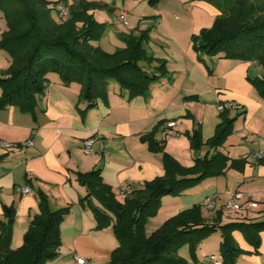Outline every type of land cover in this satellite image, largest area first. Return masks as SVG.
Listing matches in <instances>:
<instances>
[{"label":"crops","instance_id":"obj_1","mask_svg":"<svg viewBox=\"0 0 264 264\" xmlns=\"http://www.w3.org/2000/svg\"><path fill=\"white\" fill-rule=\"evenodd\" d=\"M89 1L107 4L111 9L92 11L97 22L108 25V37L103 38L106 43L100 40L95 45L112 53L124 47L117 37L119 33L138 34L149 29L145 49L164 62L166 73L144 96L131 100L126 99L117 83L110 81L106 101L98 100L90 109L79 102V85L64 86L58 75L50 73L34 114L22 113L12 106L0 108V144L25 141L33 144L13 151L0 145V222L6 221L3 207L14 209L10 248L16 250L23 245L30 220L39 214L40 190L52 209L69 210L60 226L59 258L48 264H77L74 255L86 259L87 264L108 263L118 243L111 227L96 229L91 206L99 204L94 199H85L86 189L78 183L77 173L100 169L103 182L111 187L116 200L123 202L126 196L121 195L120 189L135 190L165 174L162 154L150 152L141 141L142 136L152 131L155 140L164 144V151L183 167H191L195 159L217 151L231 160L245 159L246 163L240 172L229 169L179 197H164L157 217L148 221L147 231L159 228L194 205L200 206L202 217L209 224L216 218L220 225L264 220V164L256 163L257 156H264V100L247 80L250 66L257 64L225 59L221 54L213 57L199 54L192 47V37L209 29L218 11L196 0H159L155 7L144 0L121 3L111 0L110 4L108 0ZM72 2L67 0L68 5ZM104 12L118 14L122 27H114ZM121 15L127 26L121 22ZM4 30L0 27V34ZM10 63L6 53L0 54V72ZM140 65L148 73L157 74L156 63ZM228 102L237 105L228 108V115L240 116L223 146L217 151L207 147L192 151L187 135L194 127L193 120L200 123L202 139L207 141L221 122L217 105ZM167 122L175 126L162 127ZM90 139L94 140L92 151L84 154L83 143ZM22 187H28L30 193L21 194L18 189ZM226 191L242 192L244 201L256 203L257 208L242 215L228 213L224 208ZM206 197L216 199V208L207 209L208 213L203 205ZM232 238L245 252L235 264H264V232L260 234L256 252L240 232H233ZM220 242L219 232L204 239L195 251L197 262L188 246L182 247L178 255L186 264H211L206 261L208 256L217 254V259H221Z\"/></svg>","mask_w":264,"mask_h":264},{"label":"trees","instance_id":"obj_2","mask_svg":"<svg viewBox=\"0 0 264 264\" xmlns=\"http://www.w3.org/2000/svg\"><path fill=\"white\" fill-rule=\"evenodd\" d=\"M144 1L151 7L159 2ZM196 1L211 5L218 15L209 29L192 37L194 51L260 65L263 75L247 80L264 100V0ZM58 2L67 9L64 21L53 18L50 0H0L6 25L0 37V50L11 60L10 66L0 72V108L12 106L22 113L34 114L50 73L58 75L64 86L79 85V102L86 104L85 109L93 108L98 100L106 101L110 81L117 83L126 99L131 100L144 96L166 73L164 62L153 58L145 49L149 29L138 34L119 33L117 37L124 47L108 53L95 45L108 25L97 22L90 13L110 11L108 5L87 0H74L70 5L67 0ZM141 63H156L157 74L145 71ZM228 111L226 107L219 112L221 122L205 142L200 123L193 120L194 127L187 135L192 151L203 147L217 151L223 146L240 116L230 117ZM154 133L142 136L141 141L150 152L162 154L165 174L132 190L123 202L117 201L111 187L103 182L100 169L77 173L78 183L86 189L85 199H94L99 204V207L91 206L96 229L111 227L118 243L106 264H186L178 255L179 250L188 246L196 261L198 245L215 232L221 236L219 255L223 264H235L245 253L232 238L235 231L256 252L260 234L264 232V220L220 225L216 218L209 224L198 205L179 212L146 235L147 221L157 214L163 197L179 196L208 178L224 175L229 169L240 172L246 163L245 159L231 160L217 151L195 159L191 167H183L164 151V144L155 140ZM256 163L263 165L264 156L257 157ZM37 196L39 214L30 220L23 245L16 250L10 248L14 209L3 207L6 221L0 222V264H48L59 258L60 226L69 210L52 209L40 190Z\"/></svg>","mask_w":264,"mask_h":264},{"label":"built area","instance_id":"obj_3","mask_svg":"<svg viewBox=\"0 0 264 264\" xmlns=\"http://www.w3.org/2000/svg\"><path fill=\"white\" fill-rule=\"evenodd\" d=\"M68 16L67 9L60 5V7L57 9V17L59 21H64ZM120 20L123 23V25L127 26L128 23L124 16H120ZM237 108V105L233 102L223 103L217 105V110L221 112L224 108ZM175 126V123L173 122H167L162 127L165 128H173ZM94 140H86L83 143V152L84 154H90L92 151V144ZM1 147L4 150L7 151H13V150H19L22 148H28L32 147V141H25L22 143H13V142H1ZM258 158L261 157L260 155L257 156ZM18 191L21 194H28L30 193V189L28 187H22L18 189ZM132 192L130 188H122L120 189L121 195L127 196ZM225 195L227 196V200L224 204V208L228 213L235 214V215H242L243 213L247 212L248 209H254L257 208V204L254 202H245L244 201V195L240 191H226ZM203 205L206 209L212 211L216 208V199L214 197H206L204 200ZM74 261L77 264H87L86 259L79 257L77 255H74ZM209 263L211 264H223L221 259H217L215 256L210 255L209 256Z\"/></svg>","mask_w":264,"mask_h":264},{"label":"rangeland","instance_id":"obj_4","mask_svg":"<svg viewBox=\"0 0 264 264\" xmlns=\"http://www.w3.org/2000/svg\"><path fill=\"white\" fill-rule=\"evenodd\" d=\"M51 2H53L52 4H53V10H52V16H53V18L55 19V20H57V21H59L58 20V17H57V9L60 7V3L58 2L59 0H50ZM72 1H74V0H68V2H72ZM89 1V0H88ZM117 1V3H121V1L120 0H115V1H113L112 0V2H116ZM55 2H57V3H55ZM55 3V4H54ZM62 3V2H61ZM108 3L110 4L111 3V0H108ZM121 9H122V7H120ZM100 11H103V10H100ZM90 13L92 14V11H90ZM105 13V12H104ZM125 14L128 16V14L125 12ZM124 14V15H125ZM105 15L107 16V17H109V20H111L112 21V23L114 24V27H118V28H121L122 26H121V24L119 23V20H118V14L117 15H115V16H113V15H111V14H106L105 13ZM129 22V21H128ZM0 27L2 28V30H4L5 28H6V25H5V21H4V18H3V14L0 12ZM125 29H127V28H125ZM3 33V32H2ZM1 33V34H2ZM1 34H0V37H1ZM106 37H108V36H106V33L104 34V36L102 37V42L103 43H106V41L105 40H103V38L105 39ZM105 48H108V47H105ZM108 51H109V49H107ZM4 51H2V50H0V54H3L4 55ZM9 57V56H8ZM11 61V60H10ZM250 78H254L255 76H258V75H261V74H263V69H262V67L260 66V65H251L250 66ZM193 188H195V187H193ZM190 189H192V188H190ZM189 190V189H188ZM187 191V190H186ZM184 193V192H183ZM182 193V194H183ZM181 194V195H182ZM181 195H179V196H181ZM179 196H175V197H179ZM165 197H170V198H175L174 196H165ZM164 198V197H163ZM162 198V199H163ZM162 199H161V201H162ZM160 207H161V202H160ZM160 207H159V210H160ZM159 210H158V212H159ZM206 211V213H208V210L206 209L205 210ZM158 212H157V214L155 215V216H153V217H150L149 219H148V221L150 220V219H153V218H156L157 217V215H158ZM148 221H147V223H148ZM147 225V224H146ZM158 229V228H157ZM157 229H153L152 231L150 230V231H147L146 230V227H145V233H146V235L147 236H149L150 234H152L153 232H155ZM184 249H186V248H184ZM184 251V250H183ZM218 256H217V254H216V258H217ZM83 258V257H82ZM206 261L207 262H209V256L206 258Z\"/></svg>","mask_w":264,"mask_h":264}]
</instances>
